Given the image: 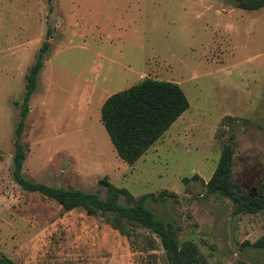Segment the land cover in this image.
Segmentation results:
<instances>
[{
	"label": "rangeland",
	"instance_id": "obj_1",
	"mask_svg": "<svg viewBox=\"0 0 264 264\" xmlns=\"http://www.w3.org/2000/svg\"><path fill=\"white\" fill-rule=\"evenodd\" d=\"M236 3L0 0V256L15 264H168L148 228L127 237L104 217L64 211L14 179L25 75L48 41L21 134L25 177L103 197L104 181L134 198L153 193L147 205L173 223L180 242L197 246L204 264H264V249L252 245L264 233V207L235 212L230 197L205 186L233 136V180L264 194V6ZM145 77L178 83L189 107L128 164L100 108Z\"/></svg>",
	"mask_w": 264,
	"mask_h": 264
},
{
	"label": "trees",
	"instance_id": "obj_2",
	"mask_svg": "<svg viewBox=\"0 0 264 264\" xmlns=\"http://www.w3.org/2000/svg\"><path fill=\"white\" fill-rule=\"evenodd\" d=\"M236 4L244 9H257L264 6V0H237ZM48 45V41H44L25 75V90L13 140L14 179L24 189L39 192L56 201L64 211L82 208L87 215L104 217L113 228L127 237L134 234L135 226L148 228L159 237L168 264H204L197 246L191 241L180 242L178 230L173 223L157 216L147 205L146 199L153 196V193L134 198L125 188L104 181L107 194L103 197L94 191L49 185L25 177L22 172L25 149L21 134L29 109L28 101L37 86V75ZM188 107V98L178 83L145 77L127 88L111 93L101 105L100 118L117 155L126 163L133 164ZM227 120V124H230L233 117L228 116ZM232 138L222 146L215 169L205 183L206 192L230 197L234 201L235 212L254 213L264 207V194L255 195L233 180ZM192 177L198 178V175ZM183 180L187 181L188 177H183ZM163 193L160 192L161 195ZM121 194L125 195L126 203L120 201ZM252 245L264 249V233ZM0 264L15 263L6 256H0Z\"/></svg>",
	"mask_w": 264,
	"mask_h": 264
}]
</instances>
